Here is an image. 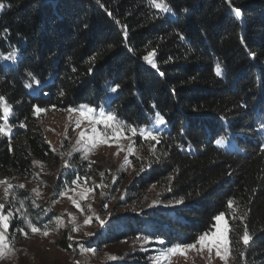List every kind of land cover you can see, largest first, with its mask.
Wrapping results in <instances>:
<instances>
[{
  "label": "trees",
  "instance_id": "1",
  "mask_svg": "<svg viewBox=\"0 0 264 264\" xmlns=\"http://www.w3.org/2000/svg\"><path fill=\"white\" fill-rule=\"evenodd\" d=\"M82 104L162 122L128 190L180 201L124 215L106 242L194 244L225 214L234 264H264V0H0V175L57 158L37 109Z\"/></svg>",
  "mask_w": 264,
  "mask_h": 264
},
{
  "label": "rangeland",
  "instance_id": "2",
  "mask_svg": "<svg viewBox=\"0 0 264 264\" xmlns=\"http://www.w3.org/2000/svg\"><path fill=\"white\" fill-rule=\"evenodd\" d=\"M36 113L57 158L35 160L30 177L0 175V264H127L137 253L155 264H234L225 214L194 244L168 245L144 234L105 241L124 215L180 202L165 203L166 189L157 185L141 198L128 190L154 154L162 122L137 128L88 104ZM44 207L53 219L39 224Z\"/></svg>",
  "mask_w": 264,
  "mask_h": 264
}]
</instances>
